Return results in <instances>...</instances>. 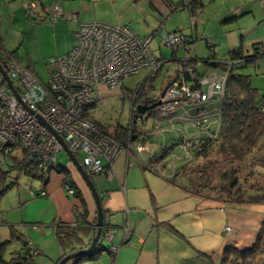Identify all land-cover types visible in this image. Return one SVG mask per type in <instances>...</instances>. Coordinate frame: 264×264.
<instances>
[{
  "label": "rangeland",
  "instance_id": "374dc122",
  "mask_svg": "<svg viewBox=\"0 0 264 264\" xmlns=\"http://www.w3.org/2000/svg\"><path fill=\"white\" fill-rule=\"evenodd\" d=\"M154 1L139 0L136 1L134 7L129 6L127 16L132 17L133 20L128 23H131L132 28L141 37L154 32L160 23H163V32H183L189 37L191 43L183 45L177 50V55L180 58L206 59L215 55L216 59L210 60L211 62L229 60L230 51L241 48L245 55H250L256 44L264 51V12L257 0H201L202 8L194 17L188 10L171 13L167 8V13L162 16L160 8H158L159 12L151 8L150 3H154ZM172 1L177 3L179 0ZM33 2L35 0H2L0 4L2 16L0 35L3 38L5 50L14 53L19 60L20 68L26 69L47 82L52 71L50 63L55 58L65 56L64 53L69 47L71 34L56 26L58 20L52 21L47 17L44 21H40L33 18L25 7L26 3ZM156 2L159 5L162 0H156ZM151 47L156 57L162 54L166 59L156 73H159L158 78L154 80V87L157 91L160 90L163 80L171 76L172 73L174 74L177 68H182V65L169 62L173 48L164 46L160 35L154 37ZM194 67L199 72L204 70H207V73L214 71L218 74L219 72V69L206 68V64L199 61ZM187 68H190L189 65ZM238 72L251 77L253 87L261 93L264 92V58L245 68L238 69ZM147 74L148 72L144 71L139 75L138 80L129 79L126 86L132 87L133 84L143 80ZM127 90L123 89L118 92L102 89L99 101L89 109L90 117L103 131L112 133L118 125L127 126L129 124L132 106ZM122 93L124 98L121 96ZM181 107L184 106L177 105V109L172 114L174 116L172 120H179L175 114ZM172 116H169V120ZM139 123V129L148 133L144 137L146 139L144 145L152 151L157 145L160 147L164 141L169 143L177 135L183 134L180 132L182 124H175L174 121L172 125H160L156 122L155 117L151 116L146 121ZM158 151L160 153V148ZM18 153L19 151L14 156H19ZM143 157L142 154L138 155L135 152L131 158L121 160L120 163L118 162L119 164L113 162L112 165L116 166V174L112 178L105 171L93 177V183L102 200V207L104 203L107 209L113 210L112 214L115 216L121 209L127 211L129 221L131 213L134 211L143 215L152 214L156 217L162 216L163 211L171 208L192 207L193 201H189L192 198L187 197L189 196L187 192L168 182L178 163V156L170 155L161 163L162 165L168 163V167L160 169L164 165L159 167L154 164L152 170L143 167L141 164ZM69 163L70 159L66 152L60 151L56 156L55 165L66 167ZM128 163H131L132 167L127 170ZM9 164L10 158L2 159L0 163L1 170L7 172L6 185L13 184L0 199V241L9 238L12 225L19 233L25 235L33 246L43 252L41 256L35 258V263L50 264L51 257L56 259L59 256V246L54 230L48 224H39L40 221L48 223V219L52 215L50 209L47 208L40 212V207H36L46 202L43 198L36 200L33 193L40 190L42 181L17 169L9 171ZM103 164L107 165L105 159ZM245 166H247V171L244 172L242 178L246 177L247 185L261 184L264 192V140L260 149L246 161ZM55 175L62 177L55 169L51 170L49 179L53 183L54 180L58 181V178L52 180L51 176ZM80 184L86 196L92 200L91 193L83 180ZM106 192L110 198L105 196ZM243 222L250 224L246 219ZM102 255L106 256L108 253L104 252Z\"/></svg>",
  "mask_w": 264,
  "mask_h": 264
},
{
  "label": "trees",
  "instance_id": "16d2710c",
  "mask_svg": "<svg viewBox=\"0 0 264 264\" xmlns=\"http://www.w3.org/2000/svg\"><path fill=\"white\" fill-rule=\"evenodd\" d=\"M162 3L171 13L188 10L193 17L202 8L201 0H179L177 3L172 0H162ZM162 33L163 23H160L158 28L149 35L155 37L156 35L161 36ZM166 33L181 35L184 38L181 46L172 47L173 52L169 60L171 63L182 65V68H177L174 74L172 73L171 76L165 78L161 83L160 90L157 91L154 87V80L159 76V73L156 74L157 72L155 73L156 76L155 74L146 76L143 80L136 83L134 87L125 85L122 91L123 89H128L127 92H129L132 106L131 110H133L131 115L136 112L135 109L141 104L152 106L158 103L159 101L155 99L159 92H163L169 84L174 82L183 81L188 83L193 90L201 89L200 83L207 74V70L199 72L195 67L192 74L186 71L188 70V65L190 68L194 67L198 61L205 63L206 68L219 69L218 73L226 77V82L223 97L219 100L204 103L199 107L197 106L196 109L190 106L182 107L183 116L180 115L182 116V122L190 130L185 131L180 136L177 135L169 143L164 141L161 145L160 153L151 156L153 160L150 166L153 168L154 164L159 167L164 165L160 168L164 169L168 167V163L163 165L161 163L168 156H178V163L173 173H171V178L168 180L171 184L182 187L193 195L210 200H218L226 205L263 204L264 192L262 185L255 183L249 186L245 182L247 180L246 177L242 178V176L247 171L246 161L260 149L264 140V108L262 105L264 92L261 93L253 87L251 77L238 72V69L245 68L249 64L264 58L263 49L256 44L253 47V53L250 55H245L241 48L232 50L230 51L229 60H218L217 62L210 61L216 59L215 55L206 59H199L198 57L184 59L177 55V50L183 45L186 46V44L191 43L189 37L181 31ZM2 55H5V60L7 61L17 63L19 61L14 53L4 49L0 39V63ZM158 59L162 64L166 60L162 54H160ZM122 98H124L123 93ZM199 111L205 113L209 122L201 127L192 128L186 121V114L193 117ZM147 114L151 117L154 116L155 112L149 111ZM175 116L179 115L175 114ZM86 118L92 123H96L90 117V113L88 116L86 115ZM135 120L136 117L132 115L127 126L118 125L112 133L105 132L116 136L124 144L131 143V145H136L141 141L140 137L146 132L139 129ZM173 121L175 124L179 123L178 120ZM159 122L160 125L165 126L170 124L169 119H161ZM134 138L135 140H133ZM145 141L146 139H144V143H146ZM18 154L20 155L17 157L14 155L10 156L9 171L17 169L42 181L41 190L33 192L36 199L48 197L41 196L40 193L47 188L50 181V171L55 169L58 174L64 177L63 187L67 196L79 202L78 206L74 208L76 222L70 224L60 221L56 225L55 236L58 245L64 250L63 258L74 252L87 250L91 245L92 239L97 234V217L89 221L87 202L76 184L72 172L67 166L57 167L55 165L56 162L48 170L38 172L29 169L25 159L27 155L24 152L19 151ZM243 164L244 166H242ZM110 166L111 164H107L104 168L109 169L111 168ZM152 168L150 169L152 170ZM6 174L7 172H3L0 167V199L13 186V184L6 185ZM87 174L93 181V177L96 174H91L90 172H87ZM71 191H73V194H70ZM172 231L176 232L175 230ZM113 245V242H107L102 235L91 253L83 254L67 264L94 261L102 256L104 252L113 253ZM34 252H37V255H34ZM38 256H41V251L33 246L14 226L10 227L9 238L0 241V264H36L35 258ZM210 260L211 264H216L211 257ZM217 264H264V223L252 246L244 249L232 246L227 247L220 262Z\"/></svg>",
  "mask_w": 264,
  "mask_h": 264
},
{
  "label": "built area",
  "instance_id": "2783aa9c",
  "mask_svg": "<svg viewBox=\"0 0 264 264\" xmlns=\"http://www.w3.org/2000/svg\"><path fill=\"white\" fill-rule=\"evenodd\" d=\"M257 1L264 12V0ZM25 7L33 18L45 20L36 12L35 3H26ZM61 16V7L54 6L48 17L56 21ZM161 37L162 44L171 48L181 46L184 40L181 35L166 32ZM153 39L152 35L139 37L128 26L82 23L74 34L73 49L50 63L52 71L47 82L20 68L17 62L5 60V55H2L1 64L8 70V77L19 99L0 73V163L2 159L20 151L27 155L25 159L29 169L38 172L48 170L62 151L54 135L56 133L88 172L98 174L105 171L112 178L111 168H104L103 160L112 166L121 155L131 154L132 145L124 144L116 136L106 133L86 115L99 101L102 89L121 92L129 79L144 71L148 72L147 76L158 71L162 62L152 50ZM194 69L191 67L186 71L192 74ZM225 82L226 77L214 71L201 80V89L193 90L183 81L174 82L157 95L155 100L160 104L153 109V117L160 124L161 119L172 116L178 104L189 106L192 103L190 106L196 109L204 103L219 100L223 97ZM262 105L264 108V101ZM147 113L136 117L137 125L150 117ZM186 121L190 127L196 128L208 123L209 119L199 111L193 117L186 114ZM169 122L173 124L172 117ZM146 134L135 145L139 155L147 149L144 145ZM131 166V163L127 164L128 168ZM40 195L48 196L46 191ZM117 216L122 219L126 241L130 231L126 226L128 213L122 211ZM107 218L109 221L106 222L110 223L115 215ZM109 227L106 226L103 238L111 243L114 232ZM224 232H231V228L226 227ZM112 251L118 252V247L113 245Z\"/></svg>",
  "mask_w": 264,
  "mask_h": 264
},
{
  "label": "crops",
  "instance_id": "0c3cea01",
  "mask_svg": "<svg viewBox=\"0 0 264 264\" xmlns=\"http://www.w3.org/2000/svg\"><path fill=\"white\" fill-rule=\"evenodd\" d=\"M136 1L139 0H35L37 4L36 12L44 19L51 16L54 6L61 7L62 16L57 19L56 26L71 34L69 47L64 55L73 49L74 34L82 23L98 22L109 26H128L136 33L131 23H128L133 18L127 16V8L129 6L131 8L134 7ZM1 2L2 0H0V4ZM150 6L156 12H159L158 8H160L162 16L168 11L163 3L159 2L158 5L156 0L154 3H150ZM147 35L149 34L144 36ZM0 39L4 47L1 35ZM157 58H160V56H157ZM138 78L139 76H136L133 79L138 80ZM132 87H134V84ZM176 114L182 115L183 108H179ZM182 116H177V118H179V123L182 124L180 132L185 133V131L190 129H187L182 122ZM161 145L160 147L157 145L154 151L149 148L146 149L142 154V157L144 155L147 156H144L141 160L143 167L152 168L150 166L153 160L151 156L159 153L158 148H161ZM135 152V145H132L129 156L128 154H123L114 162L120 163L121 160L129 159ZM67 167L72 172L74 180L87 202L89 221H92L97 217L94 198L92 194V200H89L86 196L80 184L82 182L80 174L72 163H69ZM115 167V165H112L111 169H109L113 176L116 174ZM126 168L127 170L130 169ZM51 178L52 180L58 178V181L54 180V183L51 180L49 181L45 189L48 197L43 198L46 202L36 207H40V212L47 208L50 209L52 215L48 219V223L40 221L39 224H48L55 234L57 222L61 221L70 224L76 222L74 208L78 206L79 202L67 196L63 187V176L57 177L55 175L51 176ZM185 191L189 195L187 197L192 198L189 200L193 201L192 207L180 206L171 208L163 211L164 214L162 216L156 217L152 214L143 215L137 211L132 212L130 221L128 220V223H126L130 230L126 241L124 240L125 233L122 229V219L119 216H115L113 221L115 227L112 228L114 232L113 244L118 247V252L114 254L107 252L108 255L106 256L102 255L94 261H82L79 264H211L210 257L217 264L220 262L227 247L232 246L244 249L253 245L264 223V205H226L218 200L206 199L193 195L190 191ZM105 195L110 198L108 193H105ZM102 208L105 216L114 213L113 210L107 209L104 203ZM121 211L124 210L121 209L118 213ZM244 219L248 220L250 224L244 223ZM226 227H230L231 232L225 233L224 229ZM42 254L43 252L41 251ZM63 256L64 250L59 246V256L56 259L51 257L50 264H56Z\"/></svg>",
  "mask_w": 264,
  "mask_h": 264
},
{
  "label": "water",
  "instance_id": "95a60500",
  "mask_svg": "<svg viewBox=\"0 0 264 264\" xmlns=\"http://www.w3.org/2000/svg\"><path fill=\"white\" fill-rule=\"evenodd\" d=\"M0 73L5 77V80H6V83H7L8 87H9V89L19 99V95L14 90L13 84H12L11 80L8 77V70H6L5 66H3L1 63H0ZM159 104L160 103H156V104H154L152 106H148V107L147 106H139L137 108V112L140 113V114H144V113H146V111L154 109ZM44 125L49 129L48 125H46V124H44ZM54 135H55L56 139L58 140V142L60 143V145L62 147V150L64 152H66V154L68 155V157L70 159V163H72V165L79 172V174L83 178L86 186L88 187L89 191L91 192V194H92V196L94 198L95 204H96V213H97V223H96L97 234L92 239L90 247L87 250L78 251V252H74L72 254H69V255L65 256L64 258H62L58 262V264H67L71 260L76 259L77 257H79V256H81L83 254L91 253L95 249V247L97 246V243L100 240V238L102 237V235L104 234V230L106 229V226H110L109 227L110 230H112V228L115 227V226H114V223H107L106 222V219H105L106 216H105V212L103 211V208H102L101 198H100V196L98 194V191H97L93 181L90 179L89 175L87 174L86 170L83 168V166L81 164H79V162L76 159V157L74 156V154H72L70 152V150L66 146L65 142L63 141V139L59 135H57L56 133ZM133 140H135V138Z\"/></svg>",
  "mask_w": 264,
  "mask_h": 264
},
{
  "label": "flooded vegetation",
  "instance_id": "af4514ba",
  "mask_svg": "<svg viewBox=\"0 0 264 264\" xmlns=\"http://www.w3.org/2000/svg\"><path fill=\"white\" fill-rule=\"evenodd\" d=\"M140 106H149L148 104H146V105H144V104H141ZM136 110V112L134 113V114H132L133 116H135V117H137V116H139V115H142V114H140V113H138L137 112V108L135 109ZM150 111V110H149ZM149 111H146V112H149ZM151 111H153V109L151 110ZM131 112H133V110H131ZM131 115V116H132ZM63 151V150H62ZM76 157V156H75ZM76 159L78 160V162H79V164H81V161H80V159L78 158V157H76ZM84 168V167H83ZM85 169V168H84ZM86 170V169H85ZM87 171V170H86ZM88 172V171H87ZM80 177H81V175H80ZM81 179L83 180V178L81 177ZM83 182H84V180H83ZM85 183V182H84ZM86 185V184H85ZM91 193V192H90ZM109 215H112V216H114L113 214H109ZM109 215H107L106 217H108ZM105 217V219H106V221L108 220L107 218ZM109 221V220H108ZM107 221V222H108ZM113 221H114V219L110 222V223H113ZM96 223H97V221H96Z\"/></svg>",
  "mask_w": 264,
  "mask_h": 264
},
{
  "label": "clouds",
  "instance_id": "9594fccd",
  "mask_svg": "<svg viewBox=\"0 0 264 264\" xmlns=\"http://www.w3.org/2000/svg\"><path fill=\"white\" fill-rule=\"evenodd\" d=\"M82 165V164H81Z\"/></svg>",
  "mask_w": 264,
  "mask_h": 264
}]
</instances>
